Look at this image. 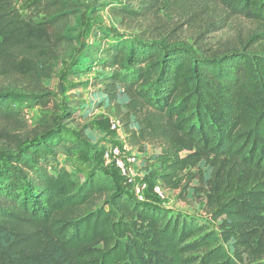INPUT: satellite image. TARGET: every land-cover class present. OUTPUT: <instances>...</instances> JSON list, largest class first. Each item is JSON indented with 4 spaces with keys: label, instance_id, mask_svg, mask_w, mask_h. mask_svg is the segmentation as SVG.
Wrapping results in <instances>:
<instances>
[{
    "label": "trees",
    "instance_id": "obj_1",
    "mask_svg": "<svg viewBox=\"0 0 264 264\" xmlns=\"http://www.w3.org/2000/svg\"><path fill=\"white\" fill-rule=\"evenodd\" d=\"M16 2L0 0V264H264V0L106 6L121 23L151 20L162 10L204 20L191 45L178 43L167 22L154 38L113 30L104 74L88 85L113 108L128 146L138 154L145 144L157 147L145 164L164 189L180 203L190 191L204 196L212 225L135 200L112 167L78 179L66 165L53 170L62 126L18 133L26 124L17 105L58 109L59 120L73 115L44 81L74 42L69 24L78 5L30 0L34 16L26 19ZM232 17L255 30L224 48H206L202 36ZM84 61L81 54L73 59L65 75L81 73Z\"/></svg>",
    "mask_w": 264,
    "mask_h": 264
},
{
    "label": "rangeland",
    "instance_id": "obj_2",
    "mask_svg": "<svg viewBox=\"0 0 264 264\" xmlns=\"http://www.w3.org/2000/svg\"><path fill=\"white\" fill-rule=\"evenodd\" d=\"M75 0L78 5V12L70 21L69 33L74 38L71 48L63 51L55 65V69L50 79L44 81V85L53 93L55 100L60 106L72 108L73 115L68 118L59 120V111L52 108L42 109L31 107L26 104L17 105L23 110L25 126L17 128L18 133L24 134V131L31 130L34 126L40 128L53 127L55 124L62 126L67 131L63 133L62 149L58 154L56 164H53V170L59 165H66L72 173L74 179L86 176L90 170L104 173L111 168L104 164L101 159V151L106 145L115 144L118 146L127 145V137L124 129L123 135L119 132L109 131V120L116 118L113 108H108L106 103L101 102V95L95 91L94 87L88 85L93 82L95 77H102L104 71L100 67L106 59L105 50L110 44L114 43V32L117 34L135 35L144 32L149 38H154L156 34L162 32V24L166 22L170 28L175 27L177 30L176 41L181 44L191 45L198 35V28L204 27L202 21L190 23L186 18L179 17L176 13L169 10L170 13L162 10L158 12L154 19L147 21L120 22L114 18L108 11V5L119 7L121 5L130 6V0ZM30 0H17L15 6L21 16L30 19L34 13L27 8ZM105 6V7H103ZM216 16V15H215ZM218 16V15H217ZM39 20V17H36ZM220 19V18H219ZM221 29L213 31L202 36V41L206 48L220 49L226 45L237 43L253 30L256 25L248 22L242 17H232L221 23ZM203 28L202 31H204ZM110 31V32H108ZM108 32V33H107ZM145 38H147L145 36ZM81 54L84 67L81 73L76 76H66L65 73L70 70V63L73 59ZM78 70V69H77ZM14 102L12 98L10 100ZM124 96L118 98L120 104L126 102ZM123 139V140H122ZM4 143H0V149L4 148ZM139 157L140 170L137 172L138 177H144L149 183V189L152 188L153 182L156 181V174L149 164H145L146 158L154 156L157 153V147L151 144L142 146L144 152L138 154L137 148L130 147ZM200 167L202 165L200 164ZM204 169V167H203ZM148 170H150L148 172ZM206 174L208 170L204 169ZM192 172L195 169L191 170ZM118 181V180H117ZM197 183L194 182L193 186ZM149 204L161 209L169 215L193 216L208 222L205 215L204 196L199 192L190 191L187 195L186 203H180L176 200V195L169 192L165 201H160L151 194L149 190ZM212 225L211 222H208Z\"/></svg>",
    "mask_w": 264,
    "mask_h": 264
},
{
    "label": "built area",
    "instance_id": "obj_3",
    "mask_svg": "<svg viewBox=\"0 0 264 264\" xmlns=\"http://www.w3.org/2000/svg\"><path fill=\"white\" fill-rule=\"evenodd\" d=\"M109 131L119 132L121 137L123 135L122 126L115 118L109 120ZM101 157L105 165L117 171L122 180V185L135 200L148 203L150 201L149 190H151V194L158 200L165 201L167 199L169 191L163 188L157 177L156 181L153 182L152 188L149 189L148 178L147 180H143L144 177L137 176V172L141 168L138 162L139 156L131 148H128L127 145H106L103 148Z\"/></svg>",
    "mask_w": 264,
    "mask_h": 264
},
{
    "label": "crops",
    "instance_id": "obj_4",
    "mask_svg": "<svg viewBox=\"0 0 264 264\" xmlns=\"http://www.w3.org/2000/svg\"><path fill=\"white\" fill-rule=\"evenodd\" d=\"M153 172H154L156 175H158V174H157V170H156V169H154V170H153ZM156 177H157V176H156Z\"/></svg>",
    "mask_w": 264,
    "mask_h": 264
}]
</instances>
